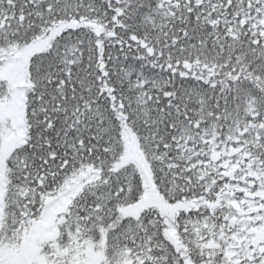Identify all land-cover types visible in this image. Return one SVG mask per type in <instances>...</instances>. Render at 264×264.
Returning a JSON list of instances; mask_svg holds the SVG:
<instances>
[{"label": "snow or ice", "instance_id": "1", "mask_svg": "<svg viewBox=\"0 0 264 264\" xmlns=\"http://www.w3.org/2000/svg\"><path fill=\"white\" fill-rule=\"evenodd\" d=\"M0 264H264V0H0Z\"/></svg>", "mask_w": 264, "mask_h": 264}]
</instances>
